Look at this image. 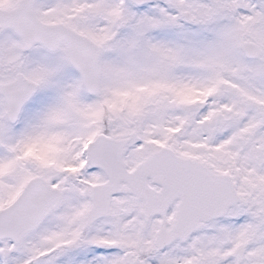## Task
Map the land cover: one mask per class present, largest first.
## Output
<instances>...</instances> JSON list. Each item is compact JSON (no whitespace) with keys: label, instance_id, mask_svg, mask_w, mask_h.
I'll list each match as a JSON object with an SVG mask.
<instances>
[{"label":"snow or ice","instance_id":"6c2138e0","mask_svg":"<svg viewBox=\"0 0 264 264\" xmlns=\"http://www.w3.org/2000/svg\"><path fill=\"white\" fill-rule=\"evenodd\" d=\"M0 264H264V0H0Z\"/></svg>","mask_w":264,"mask_h":264}]
</instances>
